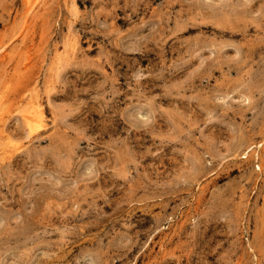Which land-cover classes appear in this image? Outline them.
I'll return each instance as SVG.
<instances>
[{"label":"rangeland","instance_id":"374dc122","mask_svg":"<svg viewBox=\"0 0 264 264\" xmlns=\"http://www.w3.org/2000/svg\"><path fill=\"white\" fill-rule=\"evenodd\" d=\"M0 264H264V0H0Z\"/></svg>","mask_w":264,"mask_h":264},{"label":"bare ground","instance_id":"6f19581e","mask_svg":"<svg viewBox=\"0 0 264 264\" xmlns=\"http://www.w3.org/2000/svg\"><path fill=\"white\" fill-rule=\"evenodd\" d=\"M37 99H38V98H37ZM36 101H38V100H36ZM36 105H38V104H36ZM36 108H38V107L36 106L35 109H36ZM39 109H41V107H40ZM39 109H38V110H39ZM42 110H43V109H42ZM36 111H37V110H36ZM41 112H43V111H41ZM42 114H43V113H42ZM33 115H34V114H33ZM42 116H43V115H42ZM33 118H34V117H33ZM40 118H41V117H40ZM34 123H35V122H34ZM37 124H38V123H37ZM38 126H39V125H38ZM31 127L33 128V126H31ZM36 127H37V126H36ZM27 129H28V128H27ZM33 129H34V128H33ZM33 129H31V131H33ZM31 131H29V133H30Z\"/></svg>","mask_w":264,"mask_h":264}]
</instances>
